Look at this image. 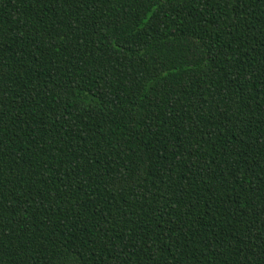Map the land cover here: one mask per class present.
Returning a JSON list of instances; mask_svg holds the SVG:
<instances>
[{
    "label": "trees",
    "instance_id": "obj_1",
    "mask_svg": "<svg viewBox=\"0 0 264 264\" xmlns=\"http://www.w3.org/2000/svg\"><path fill=\"white\" fill-rule=\"evenodd\" d=\"M0 264H264V0H0Z\"/></svg>",
    "mask_w": 264,
    "mask_h": 264
}]
</instances>
